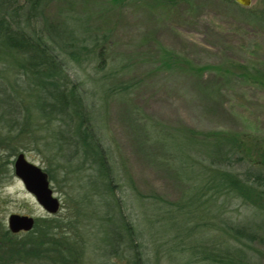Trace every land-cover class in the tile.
<instances>
[{
  "label": "trees",
  "instance_id": "1",
  "mask_svg": "<svg viewBox=\"0 0 264 264\" xmlns=\"http://www.w3.org/2000/svg\"><path fill=\"white\" fill-rule=\"evenodd\" d=\"M51 1L0 0V178L10 175L9 159L16 153L38 148L46 154L44 172L51 182L62 166L70 173L89 170L82 194L87 204L89 195L97 204L89 212L92 228L105 226L104 259L146 264L138 242L145 234L162 241L170 264H260L254 245L264 241V138L220 128L164 133L149 125L146 132L166 146L186 191L159 220L147 217L150 208L142 206L143 233L133 228L115 197V163L94 125L84 83L67 69L68 62L80 60L104 73L112 61H106L98 38L80 29L79 19L49 20L44 11ZM163 57L167 67H178L177 57ZM182 66L193 71L189 63ZM65 227L50 217L13 234L0 223V264H83L85 243Z\"/></svg>",
  "mask_w": 264,
  "mask_h": 264
},
{
  "label": "rangeland",
  "instance_id": "2",
  "mask_svg": "<svg viewBox=\"0 0 264 264\" xmlns=\"http://www.w3.org/2000/svg\"><path fill=\"white\" fill-rule=\"evenodd\" d=\"M164 2L52 0L44 11L53 21L79 19L80 29L93 33L106 61H112V69L104 73H95L80 60L68 62L67 69L71 78L84 83L94 125L115 163L119 179L115 197L127 221L142 233L144 208H150L147 217L159 220L160 213L173 211L186 191L170 165L166 146L146 132L149 125L164 133L181 127L220 128L264 138L260 0H252L248 7L232 0ZM165 55L177 57L178 67H167ZM185 62L193 71L182 66ZM120 87H125L124 92ZM21 153L43 171L47 168L40 148ZM13 157L10 175L0 178V223L5 228L9 214L31 216L34 221L54 217L65 224L69 235L76 233V241L85 243L83 264H127L125 259L101 256L105 226L92 228L89 212L97 204L91 195L87 204L82 194L86 192L82 177L89 170L70 173L57 159L67 174L62 167L54 170L55 181L49 184L60 207L55 215H47L13 176ZM138 242L145 248L146 264H170L161 240L144 234ZM254 247L260 253L257 260L264 264V241Z\"/></svg>",
  "mask_w": 264,
  "mask_h": 264
},
{
  "label": "water",
  "instance_id": "3",
  "mask_svg": "<svg viewBox=\"0 0 264 264\" xmlns=\"http://www.w3.org/2000/svg\"><path fill=\"white\" fill-rule=\"evenodd\" d=\"M232 1L240 7H248L252 0ZM11 168L13 176L47 215H54L59 210V199L53 195L47 174L40 167L29 162L20 152L13 157ZM33 225L34 219L27 215L9 214L6 219V228L13 234L28 232Z\"/></svg>",
  "mask_w": 264,
  "mask_h": 264
}]
</instances>
